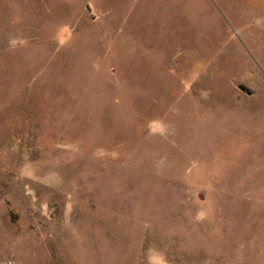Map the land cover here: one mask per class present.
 <instances>
[{"label": "rangeland", "instance_id": "374dc122", "mask_svg": "<svg viewBox=\"0 0 264 264\" xmlns=\"http://www.w3.org/2000/svg\"><path fill=\"white\" fill-rule=\"evenodd\" d=\"M0 264H264V0H0Z\"/></svg>", "mask_w": 264, "mask_h": 264}, {"label": "water", "instance_id": "95a60500", "mask_svg": "<svg viewBox=\"0 0 264 264\" xmlns=\"http://www.w3.org/2000/svg\"><path fill=\"white\" fill-rule=\"evenodd\" d=\"M239 89L242 90L243 88L241 86H239ZM247 95H250V92L246 91Z\"/></svg>", "mask_w": 264, "mask_h": 264}]
</instances>
